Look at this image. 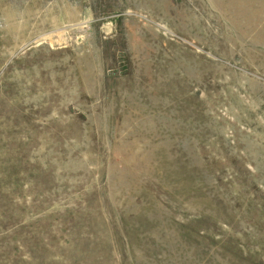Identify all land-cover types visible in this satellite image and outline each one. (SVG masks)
<instances>
[{
    "label": "rangeland",
    "instance_id": "1",
    "mask_svg": "<svg viewBox=\"0 0 264 264\" xmlns=\"http://www.w3.org/2000/svg\"><path fill=\"white\" fill-rule=\"evenodd\" d=\"M0 264H264V0H0Z\"/></svg>",
    "mask_w": 264,
    "mask_h": 264
}]
</instances>
